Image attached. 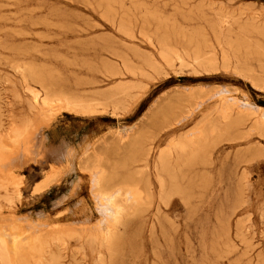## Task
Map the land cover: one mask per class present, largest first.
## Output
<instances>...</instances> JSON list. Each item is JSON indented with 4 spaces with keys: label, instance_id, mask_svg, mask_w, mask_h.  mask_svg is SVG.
I'll return each instance as SVG.
<instances>
[{
    "label": "rangeland",
    "instance_id": "1",
    "mask_svg": "<svg viewBox=\"0 0 264 264\" xmlns=\"http://www.w3.org/2000/svg\"><path fill=\"white\" fill-rule=\"evenodd\" d=\"M203 4L211 7V13L228 7L246 17L254 12L264 14V0H196V6ZM187 10L182 0H0V135L31 122L30 133L25 136L28 138L21 139L13 152L6 138V146L11 149L6 150L7 154L0 153V172L7 170L0 176L7 178L10 159L9 175L20 182L8 189L15 198L12 208L0 200V232L9 236L5 231L10 227L14 235L10 240L17 235H21L18 239L23 235L27 239L28 234L41 236L51 243L54 252H61L62 264H93L99 249L87 236L98 233L106 220L93 193L98 171L95 175L89 171L99 154L108 171H112L111 165L126 164L119 168L121 171L118 169L120 173L116 170V183L124 179L122 183L136 182L146 189L149 180L155 197L141 213L125 218L118 230V257L112 264H261L264 157L257 153L264 150V136L251 132L252 120L241 129V135L218 142L211 165L197 167L189 174V180L199 182V176L204 180L200 188L186 181L188 192L184 197L169 195L161 201L154 170L146 171L142 163L134 162L138 155L129 146V139L142 134L144 147L154 144L155 160L171 141L184 136L194 138L223 107H238L244 113L264 111V86L256 85L244 74L220 68L196 75L177 63L171 68L158 59L143 35L153 34L155 19L170 20L176 30L185 32L190 24L195 25L186 21ZM122 23L132 28L133 38L120 30ZM151 55L162 65L159 75L144 66ZM16 64L35 66L42 80L53 87L87 96L109 93L120 84L135 89L128 97H119L125 102L121 111L112 107L83 111L57 106L59 109L56 107L51 116L40 118L37 110H30L34 102L13 68ZM113 68L119 75H112ZM140 68L148 74L132 76L127 70ZM191 94L201 96L205 103L200 101L187 112L188 99H194ZM169 102L182 104L181 109L171 112V120L158 115ZM110 151L114 153L111 157ZM3 196L6 194L0 190ZM3 234L0 236L5 237ZM56 237L63 239L62 244ZM30 263L41 264V260L31 257Z\"/></svg>",
    "mask_w": 264,
    "mask_h": 264
},
{
    "label": "bare ground",
    "instance_id": "2",
    "mask_svg": "<svg viewBox=\"0 0 264 264\" xmlns=\"http://www.w3.org/2000/svg\"><path fill=\"white\" fill-rule=\"evenodd\" d=\"M231 1L233 0H230V2ZM182 2L183 6L188 8L186 12L188 13L186 15V21L188 23L194 22L195 25L190 24V28H187L185 32H181L180 30H176L174 28L175 23L171 22L170 20L155 19L157 27L155 28L153 34L143 35L148 44L155 49L158 59H160L166 66L171 68L175 67V64L177 63L181 69H189L193 74L196 75L209 74L220 68H229L239 74H244L245 76L249 77L256 85L264 86V14L254 12L252 16L246 17L243 13L238 14L232 12L228 7L221 8L220 10L211 13V7L205 6L204 4L196 6V0H182ZM131 29L132 28H130V26L125 23H122L120 26V30L124 31L126 36L133 38ZM254 63L258 65L259 69L256 68ZM144 66L157 75L161 74L163 71L161 67L162 65L157 62V59H155L153 55L146 58ZM13 68L15 72L21 76L24 89L33 99L34 107H30V110H37L38 113H40V118H42V115L44 118H47V116H49L57 106H68L83 111H94L93 109L97 108L112 107L114 110L121 111L125 109V102L120 101L119 97L122 95L128 97L130 91L135 89L133 86L120 84L109 93L96 92L91 93V95L87 96V94H78V91L75 92V90L73 91L71 89L62 87H53L52 85L42 80L41 73L35 66L16 64L13 66ZM127 70L132 76H137L138 74L145 76L146 74H148L145 72L144 68ZM111 71L114 72L112 73V75H119L118 72H115L114 68L113 70L111 69ZM34 85H36L37 88ZM194 95L195 93L193 94V96ZM193 96L191 94V97ZM195 97H193V100H189L190 98L188 99V106L185 108L187 112H189L195 105L199 106V102L204 99L201 96ZM201 102H203V104L205 103L204 101ZM224 105L225 103L223 104V106ZM181 106L182 104H180L179 102H177L176 105L173 102L168 105L166 104V106L162 107L158 115H161L164 119L171 120V112L175 109H181ZM61 107L60 109H62ZM57 109H59V107H57ZM219 110L220 112L218 113L217 118L213 120L208 119L205 127L203 128L201 126L203 129L201 128V132L195 135L194 138H191L192 136H184L179 140L175 139L171 141L169 145H167L168 147L166 149H162V151H159V155L155 160H152L154 144L151 143L148 147H144L141 142L142 134H139L136 139L133 138L134 140L129 139L130 142H132L131 145L129 144V146H132V148L138 155L134 157V162L142 163V169L146 171L150 169L154 170V178H156V182H158L157 184H159L160 187L161 201H164L165 198L169 195H180L184 197L188 192L187 188H185V182L189 180V174L197 167L211 165L212 155L218 142L220 140H229V138L232 139L234 135H241L239 132L243 127H246L247 122L252 120L254 124L252 127H250L251 132H256L263 138L264 111H260V113L257 112L258 110L254 111L253 109V111L244 113L240 112L238 107L236 108L234 106L226 108L223 107ZM1 118L2 115L0 114V129L2 130L3 127H1ZM30 124V121H26L21 127H14L5 136L0 135V153L3 154L5 152V154H7L6 152L8 151L6 150L11 149L10 147H8L10 145L7 144L6 146V138H8L12 144L11 152H13L17 148V146L19 147L21 144V139L23 140V138L28 133H30ZM198 132L199 131L195 132V134ZM238 139H241V136L238 137ZM129 140H127L128 143H130ZM121 148H119V152ZM121 150H123V148ZM112 151H110V157L113 153ZM105 152L107 153V151ZM10 155H7L8 157H5L10 158ZM257 155L260 157H264V150H259ZM109 156L108 158L110 160L111 158ZM115 157L117 159V156ZM112 158L114 157L112 156ZM93 159L92 162L94 161ZM103 160V155L100 156L99 154H97L93 163L88 162L87 160L85 161L86 163H92L89 171H98V177L96 176L97 178H94V183L92 182L93 193H95L98 197V201H96L99 202L98 205L100 206V213L102 214V216L105 215L103 213H106V215L104 216L106 218L105 225H102L103 227L101 226L102 228L98 231V233L90 234L89 236H87V238L90 239L91 242L94 243V245H97L99 249L96 258L93 260V264H112L116 261V258L118 257L117 250L121 242V236L120 234H118V230L121 226L124 225V221L126 220L125 218L129 214L136 215L141 213L142 209H144V205L151 202L152 199H155L151 191V183L149 180L146 182L148 187L146 189H142L140 187V184L136 182L131 184L122 183V181L124 180L123 178V180L121 179V183H116V181H118V179L115 178L116 176H118V174H116V170L121 167H126V164L119 163V165L113 166L110 164V170L112 171H108L107 167H105L103 164ZM123 160L124 159L118 161L122 162ZM8 161L10 162V159ZM9 162H7L6 166L9 165V169L11 171ZM129 162L130 161H128V167L130 164ZM4 163L6 164V162ZM123 170L125 171V169ZM10 171L8 172L10 173ZM2 172H0V174ZM95 174L97 173L95 172L94 175ZM8 175L6 174L7 178H5L4 176H0V190H3L6 194V196H3L4 198L0 197V200L3 199L4 202H6L8 206L12 208L15 198L13 199L12 196L9 195L8 189L11 186L16 187L17 183L20 182H16L15 180L17 178L13 177V175ZM200 178L201 177L199 176V182H197L196 180H189L190 185L199 187L200 184H203L204 180L202 179L203 177L201 178V180ZM115 179L117 180L115 181ZM16 194L17 197H21L19 191L16 192ZM2 208L3 206L0 203V211L2 210ZM9 228L7 229V231H5L6 233H10L9 236L7 235L8 233L5 236V234H3L4 232H0L5 236H0V264H27V261H31V257L33 259L41 260V264H62L63 256L61 252H54L51 249V243L48 240L42 239L41 236L38 237V235L35 234H33V237L29 236L28 234L27 239L24 237V235L20 239H18L17 237L21 236L17 235V233L19 234V230H17V232H14L16 233L15 236L17 235V237L10 240V235L13 231L10 232ZM91 231H93V229H91ZM240 232L241 226L240 224H238L237 234L239 235ZM11 236L14 237V235ZM6 237H8V240L4 239ZM29 237L31 238L29 239ZM66 238L69 239V237ZM31 239H33V242ZM9 240L12 242L8 244ZM30 240L32 243L30 242ZM55 240L59 244H62L60 243L63 241L61 237H56ZM7 244L11 245L8 246ZM27 247L30 248V253L28 251L29 248L27 249ZM100 250H104L106 253H103ZM28 253L30 255V259L26 260V258L29 257ZM259 262L261 264H264V256L259 258ZM71 264L75 263L71 262Z\"/></svg>",
    "mask_w": 264,
    "mask_h": 264
}]
</instances>
